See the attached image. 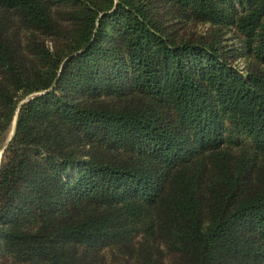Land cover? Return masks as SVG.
I'll return each mask as SVG.
<instances>
[{
	"label": "trees",
	"instance_id": "trees-1",
	"mask_svg": "<svg viewBox=\"0 0 264 264\" xmlns=\"http://www.w3.org/2000/svg\"><path fill=\"white\" fill-rule=\"evenodd\" d=\"M15 115L0 264H264V0H0Z\"/></svg>",
	"mask_w": 264,
	"mask_h": 264
},
{
	"label": "rangeland",
	"instance_id": "rangeland-1",
	"mask_svg": "<svg viewBox=\"0 0 264 264\" xmlns=\"http://www.w3.org/2000/svg\"><path fill=\"white\" fill-rule=\"evenodd\" d=\"M209 28L210 27L207 24H189L186 26V28L180 29L179 34L183 36L184 35L189 36L191 34H193V36H197V35L204 36L209 32ZM221 43H222L221 45L225 49L230 50L231 52L230 54L233 57L232 58L230 57L229 60L232 62V64L238 67L239 69H241L242 71H245L246 66L249 63V59L240 54L242 49H241V39L239 35H237L236 33L223 31ZM26 99H24L21 102H24Z\"/></svg>",
	"mask_w": 264,
	"mask_h": 264
},
{
	"label": "water",
	"instance_id": "water-1",
	"mask_svg": "<svg viewBox=\"0 0 264 264\" xmlns=\"http://www.w3.org/2000/svg\"><path fill=\"white\" fill-rule=\"evenodd\" d=\"M21 103H22V102H21ZM21 103H20V104H21ZM16 114H17V113H16ZM16 121H17V119H16V115H15V117H14V119H13V121H12V124H11L10 133H9L8 137L6 138V140H5V142H4L3 146H2V148L0 149V160H1V157H2V154H3L4 150L6 149V147H7V145H8V142L10 141V139L12 138V136H13V134H14V131H15V128H16Z\"/></svg>",
	"mask_w": 264,
	"mask_h": 264
}]
</instances>
